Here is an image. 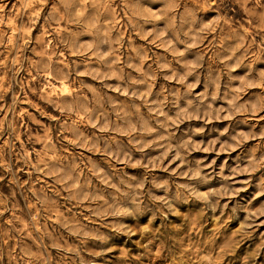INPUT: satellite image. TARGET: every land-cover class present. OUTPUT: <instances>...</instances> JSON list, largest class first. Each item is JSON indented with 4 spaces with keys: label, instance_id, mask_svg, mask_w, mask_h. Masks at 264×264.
<instances>
[{
    "label": "rangeland",
    "instance_id": "374dc122",
    "mask_svg": "<svg viewBox=\"0 0 264 264\" xmlns=\"http://www.w3.org/2000/svg\"><path fill=\"white\" fill-rule=\"evenodd\" d=\"M0 264H264V0H0Z\"/></svg>",
    "mask_w": 264,
    "mask_h": 264
},
{
    "label": "bare ground",
    "instance_id": "6f19581e",
    "mask_svg": "<svg viewBox=\"0 0 264 264\" xmlns=\"http://www.w3.org/2000/svg\"><path fill=\"white\" fill-rule=\"evenodd\" d=\"M50 92H52V93H56V94H58V93H60V91L61 92H69L70 91V89H69V87L68 86H63V88L62 87H58V86H56V85H53V86H51L50 87V90H49Z\"/></svg>",
    "mask_w": 264,
    "mask_h": 264
}]
</instances>
